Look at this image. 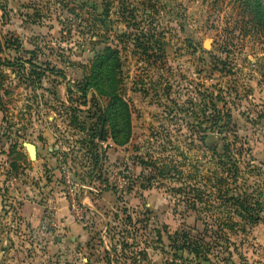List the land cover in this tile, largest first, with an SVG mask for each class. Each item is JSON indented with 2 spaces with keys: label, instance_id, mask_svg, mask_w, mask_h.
<instances>
[{
  "label": "rangeland",
  "instance_id": "1",
  "mask_svg": "<svg viewBox=\"0 0 264 264\" xmlns=\"http://www.w3.org/2000/svg\"><path fill=\"white\" fill-rule=\"evenodd\" d=\"M253 8L0 0V264H264V17ZM114 87L123 145L102 118ZM98 141L95 174L82 150ZM62 163L102 192L70 208ZM183 233L194 259L175 247Z\"/></svg>",
  "mask_w": 264,
  "mask_h": 264
},
{
  "label": "trees",
  "instance_id": "2",
  "mask_svg": "<svg viewBox=\"0 0 264 264\" xmlns=\"http://www.w3.org/2000/svg\"><path fill=\"white\" fill-rule=\"evenodd\" d=\"M251 1L253 2V6L255 7L253 8V10L255 13H257L255 21L257 23L261 22L262 20L261 16L264 17V6L262 5L261 0H251ZM115 90L116 88L114 89L113 103L110 108L111 111L107 109L102 110V116H103L102 118H103V123H105L107 120H112L114 123V119H115V125H113L114 131L111 137L114 144L123 145L129 139V132H128L129 121H128V116L126 118V121L125 120L123 121V124L122 122L119 121V119H117V117H120L122 119V114H124L123 109L125 110V104L120 98L116 97ZM209 140H213V137L211 135H207L203 137V143H206V145H208L207 143ZM237 203L240 205V208L247 209L245 200H241V201L237 200ZM247 216L251 217V213H248ZM157 235L160 236L159 233H157ZM181 237L182 238L180 237L178 238L179 242L175 243V247L183 250L188 249L190 253L194 254L192 256V259L196 258L197 253L199 252L197 248L198 242H195L196 240L194 238H187V235L184 233Z\"/></svg>",
  "mask_w": 264,
  "mask_h": 264
},
{
  "label": "built area",
  "instance_id": "3",
  "mask_svg": "<svg viewBox=\"0 0 264 264\" xmlns=\"http://www.w3.org/2000/svg\"><path fill=\"white\" fill-rule=\"evenodd\" d=\"M96 150L89 151L87 149L82 150L84 154H87L90 152V159L93 160V166H92V173L97 174V172L105 166V146L101 141H98ZM60 174L62 176V182H63V188L66 195V198L69 201L70 208H75V206L80 201L79 195L81 194V191L87 192L92 191L95 194L101 193L102 188L105 186L102 184L99 186L98 189L92 187L90 184H83L80 183L72 174L71 168L69 165H66L64 163L60 166ZM124 171L120 168H117L114 170L111 176V181L113 187L118 191L119 193H124L123 189L119 191L120 188H118V183L120 181H126V177H123ZM80 191V192H79ZM81 203V202H80Z\"/></svg>",
  "mask_w": 264,
  "mask_h": 264
},
{
  "label": "water",
  "instance_id": "4",
  "mask_svg": "<svg viewBox=\"0 0 264 264\" xmlns=\"http://www.w3.org/2000/svg\"><path fill=\"white\" fill-rule=\"evenodd\" d=\"M207 42H205V46H207ZM26 149L29 153L30 158H35V154H36V148L35 145H33L32 143H25Z\"/></svg>",
  "mask_w": 264,
  "mask_h": 264
},
{
  "label": "crops",
  "instance_id": "5",
  "mask_svg": "<svg viewBox=\"0 0 264 264\" xmlns=\"http://www.w3.org/2000/svg\"><path fill=\"white\" fill-rule=\"evenodd\" d=\"M35 148H36V147H35ZM79 192H80V191H79ZM81 192H82V191H81ZM108 193H111V192H110L109 190H104V191H103V194H104L105 198L109 195ZM83 195H84V197H83L82 199L84 200V199L87 198V193H83ZM81 197H82V195L80 194V195H79V198H81ZM88 199L91 200V198H88ZM106 199H110V198L107 197ZM56 200H57L58 202H61V203L65 204V203H64V200H63L62 198H59V199H56ZM83 200H81V201H83ZM103 200H104V199L102 198V201H103ZM81 201H80V202H81Z\"/></svg>",
  "mask_w": 264,
  "mask_h": 264
}]
</instances>
